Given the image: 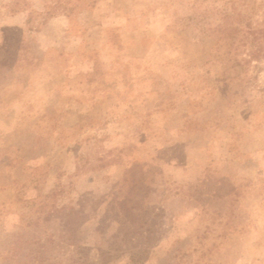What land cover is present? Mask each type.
<instances>
[{"label": "rangeland", "instance_id": "rangeland-1", "mask_svg": "<svg viewBox=\"0 0 264 264\" xmlns=\"http://www.w3.org/2000/svg\"><path fill=\"white\" fill-rule=\"evenodd\" d=\"M0 264H264V0H0Z\"/></svg>", "mask_w": 264, "mask_h": 264}, {"label": "trees", "instance_id": "trees-1", "mask_svg": "<svg viewBox=\"0 0 264 264\" xmlns=\"http://www.w3.org/2000/svg\"><path fill=\"white\" fill-rule=\"evenodd\" d=\"M222 29L223 28L221 26H218V28H217V30L220 31V32L222 31Z\"/></svg>", "mask_w": 264, "mask_h": 264}]
</instances>
